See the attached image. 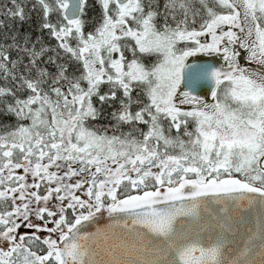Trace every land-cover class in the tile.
<instances>
[{"label":"snow or ice","instance_id":"snow-or-ice-1","mask_svg":"<svg viewBox=\"0 0 264 264\" xmlns=\"http://www.w3.org/2000/svg\"><path fill=\"white\" fill-rule=\"evenodd\" d=\"M0 17V264H264V0Z\"/></svg>","mask_w":264,"mask_h":264},{"label":"trees","instance_id":"trees-1","mask_svg":"<svg viewBox=\"0 0 264 264\" xmlns=\"http://www.w3.org/2000/svg\"><path fill=\"white\" fill-rule=\"evenodd\" d=\"M0 3H4V0H0ZM0 19H2V17H0ZM37 20H38L37 15L35 13H32L30 22H25L22 25L18 24L17 26L21 27L22 30L24 29L35 30L39 26Z\"/></svg>","mask_w":264,"mask_h":264}]
</instances>
